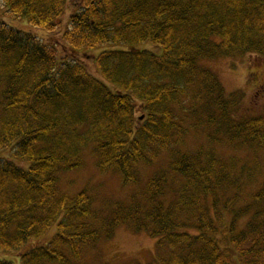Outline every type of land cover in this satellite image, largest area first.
<instances>
[{
	"label": "trees",
	"instance_id": "obj_1",
	"mask_svg": "<svg viewBox=\"0 0 264 264\" xmlns=\"http://www.w3.org/2000/svg\"><path fill=\"white\" fill-rule=\"evenodd\" d=\"M70 1L0 0V8L55 33ZM82 3L54 46L0 18V153L12 149L27 165L0 159V256L81 264L128 227L156 241L150 264H264V177L253 192L252 173L247 184L232 182L236 163L217 157L219 147L260 153L264 116L232 125L234 95L226 99L204 64L264 58V0ZM105 45L115 49L82 56ZM201 136L204 145L187 147ZM87 149L102 175L118 172L125 186H137L125 202L102 208L88 190L60 191L61 175L80 169ZM162 155L168 167L140 187L142 170Z\"/></svg>",
	"mask_w": 264,
	"mask_h": 264
},
{
	"label": "rangeland",
	"instance_id": "obj_2",
	"mask_svg": "<svg viewBox=\"0 0 264 264\" xmlns=\"http://www.w3.org/2000/svg\"><path fill=\"white\" fill-rule=\"evenodd\" d=\"M83 6L82 0H71L66 14L59 22V27L55 33L44 32L31 27V25L21 19L11 18L4 8H0V18L5 24L12 26L15 29L21 30L24 33L32 34L39 38L48 46H54L60 40L65 27L69 22V17L77 12ZM61 26H64V28ZM114 45H105L98 47L99 51L83 50L84 53H89L96 56L103 50H113ZM142 48L154 51L151 45H145ZM60 57L65 56L63 48L58 47ZM72 56H78L72 53ZM87 57V56H84ZM205 66L215 74L219 81L226 99L229 101L232 98L233 106L229 105L227 115L229 122L233 124H242L247 120L255 117L264 116V90H257L258 85L264 84V58L254 55L231 56L218 58L215 60L206 61ZM90 72L96 77H99L96 66L90 62L88 64ZM190 138H192L190 136ZM206 143L205 136H201L199 140L189 139L188 145L192 151H195L201 145ZM218 158L230 160L236 163L232 172V182L242 181L247 184V175L253 174L255 179L252 180L250 188L255 192L262 184L264 177V149L260 153H253L250 147L241 146L238 149L234 148H217ZM162 155L160 163L154 168L142 170L140 175L139 186L143 187L149 180L155 169H166L168 160L166 155ZM0 159L15 163L18 167L27 168L25 163L16 159L13 156L12 149H7L0 153ZM230 163V162H229ZM243 177V178H242ZM59 189L62 193L75 195L81 191L88 190V193L96 200L97 205L102 208L110 207L115 202H125L130 194L137 190V186H125L122 177L118 172H111L107 175H102L97 167L96 159L92 154L91 149H87L84 153L83 165L80 169L62 174L59 181ZM251 191V192H252ZM166 200H169L166 199ZM105 205V206H103ZM100 206V207H101ZM247 218H243L238 223V230H243L247 223ZM53 237V232L50 233L42 242L49 243ZM223 244V243H220ZM158 247L156 241L146 234H138L128 227H120L114 230L109 236L96 246L90 248L81 264H150L156 259ZM2 259L10 260L18 264L15 257L2 255Z\"/></svg>",
	"mask_w": 264,
	"mask_h": 264
},
{
	"label": "flooded vegetation",
	"instance_id": "obj_3",
	"mask_svg": "<svg viewBox=\"0 0 264 264\" xmlns=\"http://www.w3.org/2000/svg\"><path fill=\"white\" fill-rule=\"evenodd\" d=\"M257 90H260V89H263L264 90V84L263 85H258V83H257Z\"/></svg>",
	"mask_w": 264,
	"mask_h": 264
}]
</instances>
